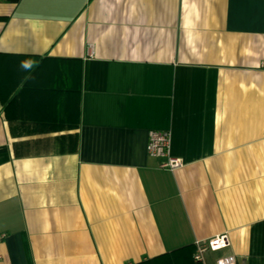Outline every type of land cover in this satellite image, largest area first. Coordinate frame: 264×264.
Instances as JSON below:
<instances>
[{"label": "crops", "instance_id": "1", "mask_svg": "<svg viewBox=\"0 0 264 264\" xmlns=\"http://www.w3.org/2000/svg\"><path fill=\"white\" fill-rule=\"evenodd\" d=\"M223 234L264 264V0H0V264H213Z\"/></svg>", "mask_w": 264, "mask_h": 264}, {"label": "built area", "instance_id": "2", "mask_svg": "<svg viewBox=\"0 0 264 264\" xmlns=\"http://www.w3.org/2000/svg\"><path fill=\"white\" fill-rule=\"evenodd\" d=\"M145 151L148 157L161 160L160 168L173 171L182 166L179 159L170 157V135L168 131L148 130L146 134ZM226 235H220L205 243H196L194 259L202 261L207 252H222L213 264H236L235 257L226 252L228 248Z\"/></svg>", "mask_w": 264, "mask_h": 264}, {"label": "trees", "instance_id": "3", "mask_svg": "<svg viewBox=\"0 0 264 264\" xmlns=\"http://www.w3.org/2000/svg\"><path fill=\"white\" fill-rule=\"evenodd\" d=\"M216 253H218V255L216 256V258H218L221 254H220V252H216ZM194 254H195V249H194V252H193L192 255L194 256ZM193 256H192V257H193Z\"/></svg>", "mask_w": 264, "mask_h": 264}]
</instances>
